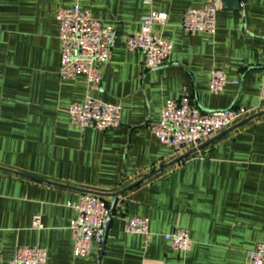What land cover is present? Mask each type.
Segmentation results:
<instances>
[{
    "label": "crops",
    "instance_id": "0c3cea01",
    "mask_svg": "<svg viewBox=\"0 0 264 264\" xmlns=\"http://www.w3.org/2000/svg\"><path fill=\"white\" fill-rule=\"evenodd\" d=\"M208 1L0 0V264L18 246L44 247L46 264H249V250L264 242V113L130 187L191 150L175 153L151 130L166 99L189 92L206 110L246 106V118L264 112V0H242L239 9L222 0L215 32L185 30V10ZM75 3L114 27L99 85L59 73L56 14ZM154 11L168 15L153 29L173 50L166 64L148 69L124 37ZM215 67L227 72L219 93L210 90ZM87 96L120 103V123L75 125L69 106ZM90 191L105 193L113 216L103 243L79 257L72 203ZM132 215L149 218L147 242L126 231ZM177 227L190 230L189 250L165 240Z\"/></svg>",
    "mask_w": 264,
    "mask_h": 264
},
{
    "label": "built area",
    "instance_id": "2783aa9c",
    "mask_svg": "<svg viewBox=\"0 0 264 264\" xmlns=\"http://www.w3.org/2000/svg\"><path fill=\"white\" fill-rule=\"evenodd\" d=\"M221 6L222 0H209L202 7L187 8L182 26L189 32H215ZM56 16L60 21V75L72 77L83 74L90 85H99L103 80L104 66L111 57L114 27L94 17L78 3L71 7H60ZM167 18V13L154 11L143 18L139 30L124 37L130 50L144 55L148 69L166 64L173 50V42L153 29L155 23H164ZM227 81L224 68H213L210 90L221 92ZM261 95L264 97V80ZM121 110L120 103L104 102L92 96H87L83 102L72 103L68 109L71 120L78 127L102 130L120 123ZM251 113L252 110L246 106L206 110L194 102L189 92H184L179 98L165 100L161 117L151 123V130L161 143L172 147L175 153H181L198 147ZM72 206L77 210L70 224L74 255L85 257L92 252L95 243H103L106 221L113 216V212L104 197L90 192H83ZM34 225L41 226V215H35ZM125 228L128 232L143 234L146 242L150 238V220L146 216H129ZM164 238L173 248L181 251L189 250L192 246L191 232L184 227L165 233ZM47 259L48 252L44 247L18 246L9 264H46ZM248 263L264 264V242H257L249 250Z\"/></svg>",
    "mask_w": 264,
    "mask_h": 264
},
{
    "label": "water",
    "instance_id": "95a60500",
    "mask_svg": "<svg viewBox=\"0 0 264 264\" xmlns=\"http://www.w3.org/2000/svg\"><path fill=\"white\" fill-rule=\"evenodd\" d=\"M223 2H224V5L229 6V7H234V8H237V9H239V8L242 7V0H223ZM263 113H264V112H260V113H257V114H255V115L249 117V118H246V119L240 121L239 123H237V124H236L235 126H233V127L235 128V127H237V126H239V125L245 123L246 121H248V120H250V119H252V118H254V117L258 116V115H261V114H263ZM213 139H214V138H212L211 140H213ZM211 140H209V141H207V142H205V143H203V144H200L198 147L189 150L188 152H186L185 154H183V155L177 157L176 159H174V160L171 161L170 163H168V164H166V165H164V166H162V167L156 169L155 171L151 172V173L148 174L147 176H144L143 178H141V179H139L138 181H136L135 183H133L130 187H132V186H134V185L140 183L141 181H143V180H145V179L151 177L152 175H154V174H156L157 172H159V171L165 169L166 167H168V166H170V165H172V164L178 162L179 160H181L182 158H184V157L190 155L191 153L195 152L197 149L201 148L203 145H205L206 143L210 142ZM90 192H91V193L98 194V195H105V193H102V192H96V191H90ZM119 193H120V192H116V193H112L111 195L116 197ZM109 220H110V218H108L107 221H106L105 234H106V229H107V226H108V222H109Z\"/></svg>",
    "mask_w": 264,
    "mask_h": 264
}]
</instances>
